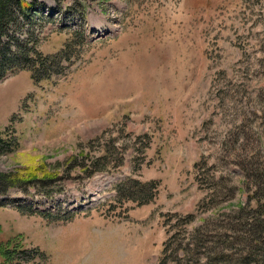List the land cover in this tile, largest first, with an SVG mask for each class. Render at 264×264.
Here are the masks:
<instances>
[{
  "label": "rangeland",
  "instance_id": "obj_1",
  "mask_svg": "<svg viewBox=\"0 0 264 264\" xmlns=\"http://www.w3.org/2000/svg\"><path fill=\"white\" fill-rule=\"evenodd\" d=\"M23 1L44 16L18 34L65 74L0 78V132L19 142L0 172L51 176L0 196V260L264 264L244 262L237 219L264 211V0ZM124 176L155 198L118 200Z\"/></svg>",
  "mask_w": 264,
  "mask_h": 264
},
{
  "label": "trees",
  "instance_id": "obj_2",
  "mask_svg": "<svg viewBox=\"0 0 264 264\" xmlns=\"http://www.w3.org/2000/svg\"><path fill=\"white\" fill-rule=\"evenodd\" d=\"M55 1V0H54ZM56 3V1H55ZM60 5V4H59ZM41 10V3L37 1L24 2L23 0H0V78L6 77L10 73H18L22 70L32 71V76L35 82H39L43 78H48L52 74L63 75L65 71H61L59 67L46 66L47 61L35 50L33 46H29V39L33 36L32 32H29V38H22L18 34L19 30V18H25L26 22L23 24L30 23L36 25L44 15L39 18L34 17L33 14L38 15ZM36 18V19H35ZM46 21H51V15L45 14ZM36 34V29L33 30ZM53 59V57H50ZM71 56L68 58L70 59ZM19 142L17 138H7L3 133L0 132V154L11 152L14 149H18ZM106 170L100 164H96L88 174V176L94 175L96 172ZM22 175H21V174ZM35 175V173H28L27 169L20 171L19 173L14 172H0V196L7 195L12 188H23L24 190L29 189V185H34L35 181L51 179V176H44L36 178L28 175ZM256 178H260L258 174H254ZM52 181V180H51ZM50 181V182H51ZM117 188V199H123L126 201H139V204H145L152 201L155 198V189L157 188V182L154 180L142 182L133 176H126L119 179ZM24 205L19 204L18 208L26 213H32L33 210L22 207ZM248 211L246 215L243 212ZM49 217V216H48ZM247 218L255 219V224L251 221H244ZM239 219L242 233L243 244L250 241L251 244H257L258 241L264 243V211L253 209L250 207L242 208L239 214ZM209 236L208 231L204 232L200 238L202 245H205L206 238ZM231 234H226L225 243ZM249 244V251L247 256L244 257V262H250L252 260L262 259L264 262V246L257 245L253 247ZM37 248H13L6 249L2 253V259L0 264H28L34 260L37 256L34 254ZM219 258H223V254L217 255ZM230 257V255H229ZM229 257L225 259H229ZM223 259V260H225ZM181 261H179V264Z\"/></svg>",
  "mask_w": 264,
  "mask_h": 264
}]
</instances>
